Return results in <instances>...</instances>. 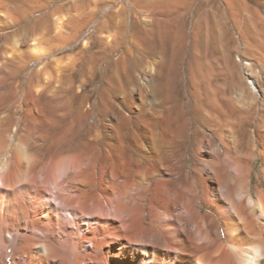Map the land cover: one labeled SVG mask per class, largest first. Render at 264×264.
Segmentation results:
<instances>
[{"label": "bare ground", "instance_id": "obj_1", "mask_svg": "<svg viewBox=\"0 0 264 264\" xmlns=\"http://www.w3.org/2000/svg\"><path fill=\"white\" fill-rule=\"evenodd\" d=\"M60 1L0 0V264H75L76 257L87 264L78 249L86 240L122 264H264L261 12L246 4L251 24H234L243 53L258 55L263 67L248 62L244 85L229 56L225 64L186 58L201 24H184L183 17L196 0H131L121 7L115 0H75L76 15L58 17L64 5L48 12ZM224 1L235 19L231 0ZM94 4L118 10L99 24V48L90 52L88 41L80 56L84 76L107 65L99 102L105 117L92 121L75 109L73 89L49 97L47 81L55 76L47 70L48 60L89 25L83 23L94 17ZM52 22L58 44L49 51L44 41ZM65 153L73 173L61 180L57 158ZM48 158L43 181L60 202H50L49 212L43 203L36 207L46 196L38 174ZM98 193L121 222L116 215L105 223L110 240L94 227L72 248L71 223L79 227L78 214L96 206ZM60 210L72 222L62 216L61 225ZM53 220L64 237L52 230Z\"/></svg>", "mask_w": 264, "mask_h": 264}, {"label": "rangeland", "instance_id": "obj_2", "mask_svg": "<svg viewBox=\"0 0 264 264\" xmlns=\"http://www.w3.org/2000/svg\"><path fill=\"white\" fill-rule=\"evenodd\" d=\"M74 1L75 0H62V1L58 2L57 4H52L50 6V8L48 9V12H53L58 7L64 5L65 10L58 11L56 13V15L58 17H63L64 13L70 14V17L72 15H76L77 11L75 9H71L72 2H74ZM115 1H116V4H118L119 7H121L122 5H127L131 0H115ZM204 1L205 0H196L195 3L191 4L190 9L187 10L186 14H184V17H183L184 18V21H183L184 24H188L190 26H192L193 24H201L200 25L201 27L199 26L197 28V36L192 38L193 40L190 38V42H192V43H191V46L189 47V49L187 51L186 58L191 59V57L192 58L196 57V59H199V58H203V57L205 58L206 57V59H208L210 62L219 60L222 62L224 61L223 64H225L226 58L229 56V60L231 62V65H233L234 69H235L233 72V75L235 76L236 81H239V79H240L241 83L243 82L244 85H247V83H246L247 81L245 80V77L247 76L246 74H248L247 63L248 62L252 63L253 68L255 70L256 69H259V70L263 69V67H262V65H260L258 63V61H260V58L258 55H256V54L255 55H252V54L245 55L243 53L242 38H241V35L239 34L238 29L236 28V26L234 24H246V23L251 24L245 18V15H247L246 4L248 6H250L252 9H257L259 11V13L261 12L260 14L264 17V4H263L264 0H262V2H258L256 0V4H254L255 0H254V2H253V0H252V2H251V0H246V1L242 0L241 2L238 1L240 3V5L237 2V0H231V5L233 8L232 12L235 16V19H233L232 15H231L232 13L230 14L231 11L228 10L226 1H224V0H213L212 2H207L205 4H204ZM232 3H234V4H232ZM261 4L263 6H259ZM110 9L111 10L113 9L114 11L118 10V8H116L115 6L106 7V5H105V6L99 8L95 4L92 5L90 10L94 11L95 15H94V17H92L90 19V21L88 19L83 23V24H89V25L80 33L79 38L75 42H73L70 47L63 50L59 55L51 57L48 60V64H50V65L48 66L49 68L47 71H49V70L51 71V72L49 71V74L50 73L52 74V76L50 75L51 77L55 76V78H53L52 80L47 81L48 83H50L52 81L48 85L50 87V88H48L49 97H55L56 98L57 96H61L63 94H64V96H67L68 90L73 89V91H75V94H76V98H75V102H74L75 109L81 107L82 110L84 111V113H87L90 115V119L92 121L98 120L101 117H103V118L105 117L104 113L101 110V107L99 106V102H100V98L103 97L102 89L104 88L105 83H106L104 75H105V68L107 67V65H105L102 68H99L92 76H88V75L84 76L82 69L80 67V64H81L80 56H81V52L85 48V44L88 41L92 42L90 52H94V51H96V49L99 48V43H100V38H99V36H100V34H99L100 25L99 24L103 23L107 19V17L109 16ZM98 13H100V14H98ZM60 15H62V16H60ZM126 15H127V17H130V15H131L130 11H128L126 13ZM143 16H142V18H143ZM53 21H55V19ZM170 21H172V20H170ZM74 24H77V23H74ZM173 24H178V22H173ZM50 25H51L50 26L51 31L48 30V33L46 34V38L44 41V46L49 51L52 50L54 48V46H56L58 44V42L56 40V31L53 29L55 26L54 22H52V24H50ZM231 37H232V39H231ZM237 37L239 39H237ZM248 39H249V42L251 41L250 43H252L253 45L255 44L252 41V36H249ZM193 47H195L194 50H193ZM77 56L79 57V59L77 58ZM254 56H256V57H254ZM117 57H118V55L114 56V59H116ZM60 64L63 66H61ZM36 66L37 65L34 64L31 67L36 68ZM59 66H60V68H59ZM58 69L60 70L59 71L60 74L58 72L57 73H58V75H61L62 81H63L61 83L56 81V78H57L56 70H58ZM70 155H71L70 153H67V154L65 153V154H61V156L59 155L57 158V160L59 162L57 161L58 166L56 169V174L58 175V178H60L61 180L63 178L69 177L73 173L71 170V167L69 165L70 164L69 163ZM1 160H2V157H0V161ZM50 160H51V158L46 159L44 164L41 166V167L44 166L43 168L46 172L43 171V168H42L38 174V177H39L38 179L41 183V186H43V189L45 188L44 190H46V188H47V190L45 191L46 196L44 198H41V200L38 201V204L36 203L37 209H39L40 206L42 207V205L44 204L46 207L49 208L47 210L48 212L53 211V210H51L53 207L51 206V204H49L50 202L52 204H54L55 207H56L55 203L56 204L60 203L59 200L56 199V197H55L56 195H54V189L52 187H50V186H52L51 183L48 181H43L46 179V178H44L47 176V169H46L47 166L46 165H49V163H51ZM98 198H99V200L96 203V206L88 209L90 211V213L88 210H86V211L82 212L83 214L82 213L78 214L79 219H80V221H78L79 227H77L76 224H74V222L71 223V226H74L73 227L74 232L72 233V239L70 240L71 244H72V248L77 247L80 244L79 242L82 241L83 235H85V233H88V231L94 227L96 229H100L101 234H99V235L97 234L99 238L102 237V238H105L106 240H110L109 237H111L110 233H112V232H109L108 229H106V228H105L106 230H104L105 223L109 220L110 221H117L118 218H119V220H118L119 222L117 221V223L119 224L121 222V219L123 216L122 215L119 216L118 215L119 213L115 212L114 210L110 209V207L107 206L108 204H107V201H106L104 195L101 193H98ZM39 202H41V204H39ZM38 206H39V208H38ZM61 212H62L61 213L62 214L61 219H60V221H62L61 225L63 224L62 219H64V218H65L64 220L67 219L66 221L72 222L70 220L71 216H70L69 212H66V211H61ZM111 215H112V217H111ZM116 215L118 216V218L115 217ZM134 215L138 216V211H135ZM52 224H53L52 230L55 231V233L57 232V234L60 233L59 231H60L61 225L58 224V221L53 220ZM56 225H57V227H55ZM105 231H107V232H105ZM58 235L60 236L62 234L60 233ZM82 242H83L82 246L80 244L79 245L80 247L78 246L79 247L78 249H80L79 252L81 253V255H84V254L86 255L85 257H86V263L87 264H119V263L123 262L122 259L120 258V256L118 258H113V259L110 257L105 258V256L102 255L97 250L93 241L86 240L85 242L84 241H82ZM90 252H92L93 255L92 254H91V256L88 255V253H90ZM82 253H84V254H82ZM75 254H76V251H73L74 256H75ZM94 256H98L97 259ZM82 259L83 258L76 257L73 260H74L75 264H82Z\"/></svg>", "mask_w": 264, "mask_h": 264}]
</instances>
